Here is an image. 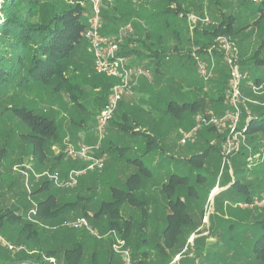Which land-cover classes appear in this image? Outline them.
I'll return each mask as SVG.
<instances>
[{
	"label": "rangeland",
	"instance_id": "374dc122",
	"mask_svg": "<svg viewBox=\"0 0 264 264\" xmlns=\"http://www.w3.org/2000/svg\"><path fill=\"white\" fill-rule=\"evenodd\" d=\"M121 1L65 0V4L71 7L79 4L84 9V12L87 13L89 23L97 11L100 13V18L102 24L104 22V25L108 22H114L117 24L118 20H120V13H136L139 4L140 6H144L145 4L144 2H141L142 0ZM145 1L149 2V0ZM57 2H60V0H57ZM177 2L183 9L182 14L185 16H177L172 12V15L168 19L175 21V23L178 22V28H172V31L174 32L177 29V36L178 38H181V43H183V50L179 51L182 55L181 59L183 58V64L179 65L175 71H172L178 80H182L183 76L188 79L189 85L192 86L194 90H190L184 85L181 86L182 83L180 81L175 82V84H172V89L177 96L172 102H177L179 104L185 103L184 100L190 103L197 102L201 106L200 110H198L196 116L186 113L185 117L183 116L182 118L172 115L171 113H166V117L164 116V119H161L163 123L161 120L159 122L160 130L141 128L142 131L139 134H134V132H130V134H128L129 132H121V134H117V124L120 122L117 118V111L109 124L106 137L102 141V147L99 151L101 152L100 155L104 156L103 172H92L93 175L92 173H89L88 175L90 176L80 180L81 183L78 187L68 191L62 190L56 193L58 200L60 201L59 203L63 200L77 203V198L81 196L86 200H81L82 203L78 205L79 209L69 214L63 212L56 218L45 222L41 219L35 218V216L30 219L28 211V213L24 214L25 218L28 222L39 227V241H41V244L38 245L37 242H35L29 247L20 245L16 242L17 231H15V228H11L12 230H9V232L8 230L5 232H8L7 236H4V233H1L0 237L2 239L4 237L5 241L13 247L15 252L26 251L28 253L27 255L32 256L38 254V251H41L39 246L44 247V245H48L49 248L45 247L44 250L50 249L61 251L62 256L63 251L66 248L71 247V244H67L66 241L75 237L77 241L81 239L86 244L83 264H91L93 251L98 253L97 258L101 264H124L122 254L115 252L114 245L121 239L125 241V244L122 245L123 247L120 251H123V249L128 251L135 264L136 261L134 260V255L138 256V253L136 252L133 255L132 248H135V246L134 244L133 246H129L123 235L127 223H131L134 226L138 225L141 211L127 203L123 204L121 219L117 222L119 227L116 229L110 227L109 217L101 216L99 209L103 201L115 199L112 195L113 187L124 189L125 182L129 180L130 176L137 174L136 170H139V166L143 164L146 169H150V174L148 180L142 181L140 178L139 181L134 182L137 187L134 191L137 199L136 201L139 204L142 199L141 192H137L139 186H142L143 188H141L145 189L146 194H150V196L152 191H155L158 194L157 203L154 204L152 208L146 207L148 214V220L145 223L147 243L145 246H142L139 251H145L147 256L146 258H141L140 255L138 256L140 260H143V264H264L254 258H251L250 260V257H248L252 251L250 247L251 245L253 246L254 243L250 244V240L253 239L248 235V229L243 228V224L230 226L228 221H224L222 212L225 213L227 211L224 208L220 209L222 208V204H219L220 202L224 203V201L222 202L219 199L216 201L218 184H224L222 180H224V182L227 180L233 185L235 180L244 181V178L247 177L249 173L261 172L264 176V163L259 164L258 166H253L252 162H250L251 159L256 161L255 155L259 152V147L256 148L255 151L253 150L254 148L250 143L252 136H245L243 143L239 146V151L233 153L226 164L223 162L222 153L217 150H212L208 154L204 164L203 173L207 175L204 181L198 180V169L195 168L194 165L179 158L174 152L178 146V142L181 140L179 131L183 130L185 133L190 132L195 127L194 124H198L200 118L210 114L217 115V113H215L216 110L211 106V98L215 97L218 92L217 88L220 83L218 79L223 75L221 72L225 74H227V72L228 74L230 73L228 65L225 64V61L221 56H218V54L211 57L204 55L203 57L195 51H199L203 44H205V48H212L216 38L212 39L210 35L204 38L201 33H204L207 29H210L213 26H218L220 23L219 20H221L222 15L225 13L226 17L230 16L236 18L235 23L233 24L234 32L233 35L230 36V39L238 52L239 71L242 75L247 76L248 78L246 83H244V85L242 84L243 86L241 88L243 95L241 99L243 114L240 127L243 128L251 117L258 115L261 111L263 112L264 106L261 105L263 99L260 95L252 92L250 84L257 79H262L261 81L264 83V0H177ZM65 4L63 2L59 3L58 7L66 6ZM175 5L173 6L174 8L176 7ZM115 6L116 10H114ZM159 10L161 11V9ZM109 25H106L107 28L104 26L107 29L106 31L110 29ZM121 26V28H118L119 32L117 34H114L113 32H111V34H114L113 36L116 37L122 36V49L126 46L129 48L128 44L132 43V41L127 43V40L131 37V33L128 31L126 32L124 28L125 22L121 21ZM172 31H165L162 34L164 45L177 43ZM237 31L243 32L247 34V36L241 40L240 37H237ZM122 32L123 34H120ZM243 35L244 34H242V36ZM148 39L149 38L146 35H144V38L142 37L143 42H140L139 45L136 46V48L138 47V53H148L144 46V42L148 45L151 44ZM241 47L244 48L243 52ZM129 50L131 49L129 48ZM82 52L84 53L79 55V58H84L86 67L90 69V75H88V81H85L87 83L84 85L83 96L80 98V103L82 104L80 109H77L69 102L68 95L56 94L52 91L41 92L39 90H34L33 92L30 91V93L28 91H10V95H15V92L18 93L19 98L14 97L17 102L36 105L38 109L43 111V113L51 118H55L60 126L61 142H56L50 145L51 148L48 150L47 164L44 168L41 167L39 169L41 171L52 170V172H60L62 169L66 171L73 166L80 165V163L65 159L64 151L68 144L67 142L73 146L85 144L93 153H98L95 149L98 139L94 135V128L97 116L102 109L99 100L106 101L111 92L104 94L102 87L100 86L101 82L93 78L97 72L94 69L93 56L89 53L88 48H83ZM194 52L197 55L193 54ZM189 53H191L193 57H189ZM199 56H202V60L209 66L208 71L210 75L206 81L201 78L197 66L198 62H196V57L199 58ZM75 57L78 58V55ZM142 66L147 67L149 65L146 63ZM229 79L230 75L228 81ZM142 81H145L144 78L139 81V86ZM186 85H188V83H186ZM263 90L264 88L260 91ZM125 101L127 102L128 100ZM222 105L223 108H228L227 101L222 103ZM162 109L163 105L161 104L157 107V112H162ZM162 116L163 112L161 113L160 118H162ZM152 119L154 121L158 118L154 117ZM203 128L198 132L201 139L198 141L197 137L194 139L192 138V140L184 147L179 148L178 155L182 154V156L184 155L185 157L190 158L204 150L205 147L207 149L209 144L221 149L224 142V134L218 132L216 128H212V131L206 129L209 127ZM111 129H113L112 132ZM158 132V141L163 140V138L169 139L171 141V148H167V151L163 148L162 152L159 147H157V149L155 147L154 151L146 156H142L141 151L144 153L143 143L148 140V135H152V137L154 135L157 136ZM255 135L261 137V134ZM255 135L253 137H256ZM149 138L152 139L151 137ZM263 140L260 141V143L263 142ZM196 142L197 144H195ZM134 146L137 148L136 150H134ZM244 153L246 155L242 156ZM118 154H122L125 161L128 159L131 161L133 160L127 168L131 174L127 180L124 178L127 177V173L123 172L124 169L121 168L120 160H116V163L112 160L115 159L113 156L115 157ZM20 155L22 160L21 162H18ZM23 162L32 163L33 166L36 167L35 161L28 154L20 151L14 154L8 164H6L1 170L5 175H11V181L15 179L17 180L18 177L16 175L17 173L14 171V167ZM57 162H60V164ZM54 165L57 167V170H55L56 168H54ZM173 175L187 177L188 180L182 187L175 189L171 188V190H169L172 195L171 197V195L169 196L166 194V186ZM262 182L264 183V180H262ZM31 189L33 192V187ZM236 190L237 188H233V190L220 197L222 200H229L227 208H231L230 210L234 211L233 214L242 218L246 216H249L250 218L256 213L259 216L264 215V207H239L238 205L240 203L246 202V197L249 193L244 191L240 193V191L237 190V192ZM235 192H237V197H230ZM13 194V192L10 193V196ZM253 195L254 192L251 191L249 196L252 198ZM166 196H168V199ZM178 196L184 201L187 213L192 220L191 223H194L197 228L190 229L191 224H188V227H184L183 234L180 236L178 243L172 249L166 246L163 232L169 225V221L166 219L167 215L173 213L171 208L167 205V200H169L170 197L172 202H175ZM27 198L32 202V204L29 202V207L26 208L29 210L33 208L34 204H37V202L33 196ZM148 198L150 197H146V199ZM84 201H87V203H84ZM140 205L143 206L145 204L141 202ZM219 205L220 208L217 210ZM83 208L86 211L85 214L82 212ZM26 209L20 207L17 211L25 213ZM209 218L212 219L213 224L214 221H216V224L211 228L208 226ZM76 219H85L87 221V227L83 226L76 231L64 228L66 227L64 225L65 221L71 222ZM259 230L261 233L262 231L264 233V226L260 227L258 230L255 228L254 234H257ZM50 232L54 233L50 234ZM47 233L49 234L47 235ZM240 235L241 238H239ZM260 235L261 234H259V236ZM217 236L218 238H223L222 241H220L221 239H218ZM231 237L235 240L226 242V239H230ZM61 239H63V241ZM158 244L160 246L159 248L164 250V253L159 251L157 248ZM202 251L204 252L202 253ZM231 252L234 253V255L229 254ZM203 255L207 258L204 259ZM202 257L203 259H201ZM52 260L55 262L56 259L46 258L45 262L50 263ZM55 264H58L57 261Z\"/></svg>",
	"mask_w": 264,
	"mask_h": 264
},
{
	"label": "trees",
	"instance_id": "16d2710c",
	"mask_svg": "<svg viewBox=\"0 0 264 264\" xmlns=\"http://www.w3.org/2000/svg\"><path fill=\"white\" fill-rule=\"evenodd\" d=\"M62 2L64 4L66 3L65 0H60V2H57V0H0V234L4 233V236H7L9 230L15 228V231H17L16 242L22 246L28 247L35 242H37L38 245L41 244V241H39V227L28 222L24 215L32 209H26L29 207V202H31V200L27 198L30 194L28 195V193H26L27 190L22 176L16 174L18 179L11 181V175H5L1 169L8 164L14 154L21 151L22 153L25 152V154H28L36 163L35 169L41 171L39 169L41 167L44 168L47 164L46 161L48 150L51 148L50 145L61 142V129L55 118H51L43 113L36 105L19 103L14 97L19 98L17 92L23 91H28L29 93L34 90H39L41 92L52 91L56 94L68 95L69 102L77 109H80L82 107L80 98L83 96L84 85L87 83L85 81H88V75H90V69L86 67L84 58H79V55L84 53L82 52L83 48H88V42L85 38V32L90 26L87 13L84 12V9L79 4L72 7L66 4V6L58 7L59 3ZM159 3L162 13L172 14L173 12L174 15L177 16L183 15V9L177 0H159ZM174 5L176 6L175 8L173 7ZM115 8L116 6L114 10H116ZM219 22L218 26L207 29V31L201 33V35L204 38L210 35L212 39L218 36H232L234 32L233 17L222 15ZM105 24L107 26L110 24V29L108 30L110 34L111 32L114 34L119 32L118 27L112 28L111 22ZM106 25H104L103 22L102 32L104 34L107 30ZM104 26H106V28ZM131 41L133 42L134 40L130 38L127 40V43ZM204 45L205 44L200 47L201 49L199 51H196L203 57L206 55V46ZM127 48L126 46L122 49L123 54L131 56L138 53L136 48L131 50ZM160 53L155 52V58L162 57L164 52L161 51ZM178 53L181 55L180 52ZM76 55H78V58L75 57ZM190 56L193 57L191 53H189V57ZM162 61L163 59L159 60L155 66L158 68ZM148 67L149 66H147V68ZM221 73L223 75L218 79L220 83L218 82L216 98L211 99L212 104L216 102V105H219V107L226 101L225 88L227 87L229 78L228 72L227 74ZM93 78L101 82L100 86L104 94L111 92V88L117 82L114 78L106 75H99L97 73ZM261 80L262 79H257L256 82H261ZM11 90L17 91L15 95H10ZM107 100H99L102 108L107 103ZM127 105L128 103L123 100L118 107L117 118L120 122L117 124V134H121V132H129L128 134L134 132V134H139L142 131L141 128L160 130V121L156 122V124L154 121L152 125L149 116L144 117L135 112L128 111ZM200 108L201 106L197 102L181 104L169 102L165 107L166 111L164 115H166V113H171L172 115L182 118L183 116L185 117L186 113H190V115L196 116ZM225 110L223 109V112L219 115L223 114ZM196 125L197 124H194L195 127ZM206 129L209 131L213 130L210 127ZM244 129L246 130V135L252 136L250 143L254 148L252 149L255 151L261 144L260 141L264 139V110L258 115L251 117L244 125ZM179 133L180 136H182V140L185 132L179 131ZM255 134H261V137ZM158 135L159 132L157 136L154 135L152 137V135H148V140H146V144L148 145L146 152L148 154L154 151L155 147L156 149L159 147L163 152V147H161L160 144L161 140L158 141ZM254 135L256 137H253ZM196 137L199 138V133H197L194 138ZM191 140L192 139L189 141ZM212 150L221 152L217 146L209 144L207 149L205 147L204 150L193 155L187 161L198 169L197 178L199 181H204L207 177V175L203 173V168L206 158ZM21 155L18 162L22 160ZM245 155V153L244 155L242 154V156ZM57 163L60 164V162ZM77 167L76 165L70 169ZM54 168L57 170L55 165ZM70 169L66 171L62 169L60 173L66 174ZM139 180V173H137L129 178L124 185V189L113 187L112 195L115 199L103 201L100 205L99 213L101 216L109 217L111 228L118 229L119 225L117 222L121 219L123 204L127 203L141 211L138 225L134 226L131 223H127L123 237L126 239L129 246H133L134 244L135 248H132L133 255L137 252L138 256L140 255L141 258H146V252L139 251V249L147 243L145 223L148 220L146 206L137 203L134 193L137 188L134 182ZM187 180V177L177 175L171 176L166 186V194L170 196L171 193L169 190H171V188L175 189L182 187ZM243 186L244 185L237 180L234 182L232 188H241ZM32 187L33 192L31 196H33L37 202V215L35 218L41 219L44 222L56 218L63 212L69 214L79 209L78 205L82 203L81 200H86L81 196L77 198V203L69 202V200H63L59 203L60 201L56 193L62 190L68 191L70 189H58L44 180L33 182ZM12 192L14 194L10 196ZM166 197L168 199V196ZM253 199L254 198L248 195L246 197V202H250ZM84 203H87V201H84ZM167 205L171 208L173 213L166 217L167 221H169V225L166 227L163 235L166 246L173 249L178 243L180 236L183 234L184 227H188L187 225L191 224L190 229H195L197 226L191 223L192 220L187 213L186 205L184 201L181 200L180 196L177 197L175 202H172L169 197ZM20 207L26 209L25 213L17 211ZM82 212L83 214L86 213L84 208ZM263 226L264 222L261 223L260 227ZM64 228L77 230L70 227ZM7 230L8 232L5 233ZM53 233L54 232H50V234ZM262 233L259 239L254 242L252 249L255 259L264 263V233ZM48 234L49 233H47V235ZM3 239L5 240L4 237ZM61 240L63 241V239ZM66 243L71 244V247L66 248L62 256L61 251L44 250L45 247L49 248L48 245H44V247L39 246L41 251H38L36 255L29 256L26 251L15 252L3 246L0 242V264H55L56 261L58 264H83L85 242L81 239L77 241L75 237H72L68 239ZM159 247L158 244L157 248L160 252L164 253V250ZM203 252L204 251H202V253ZM92 254L91 264H101L97 258L98 253L93 251ZM134 256V260L136 261L135 264H143V260H140L136 255ZM203 256L204 259L207 258L205 255ZM46 258H54L56 260L55 262L46 263ZM201 259H203V257Z\"/></svg>",
	"mask_w": 264,
	"mask_h": 264
},
{
	"label": "built area",
	"instance_id": "2783aa9c",
	"mask_svg": "<svg viewBox=\"0 0 264 264\" xmlns=\"http://www.w3.org/2000/svg\"><path fill=\"white\" fill-rule=\"evenodd\" d=\"M127 31V30H126ZM120 34H123L120 33ZM85 38L88 42V51L94 59V69L98 74L106 75L114 78L117 82L111 88L110 96L107 103L102 108L97 116L94 135L98 139L95 149L98 153H93L92 150L85 144L77 146L71 145L67 142L64 151L65 159L68 161L80 163L77 168H72L61 174L60 172H51L49 170L37 171L32 163H20L15 165L14 171L22 176L27 193H32V183L40 182L42 180L49 182L58 189H74L78 187L80 180L89 173L102 171L104 169V156L100 155L102 141L106 137L107 129L112 121L115 113L118 110L120 103L126 97H132L139 86V81L142 78L152 79L153 71L150 68L137 66L132 63V57L122 53L123 37L108 36L102 32V21L100 13L96 11L94 17L90 22V26L85 32ZM206 55L214 56L218 54L228 65L230 79L226 88V101L228 108L221 115L210 114L198 120V124L190 132L184 134L181 144L185 145L190 139L194 138L196 134L203 127L216 128L218 132L223 135V145L220 149L224 164L229 160L233 153L239 151V146L245 139V129L241 128L242 122V105L241 99L242 86L248 80L247 76L242 75L238 67L237 50L231 39L228 36H218L214 40L212 48H206ZM196 52V51H195ZM195 52L193 54H195ZM197 55V54H195ZM194 55V57H195ZM196 62L201 78L205 81L209 78L208 65L199 56L196 57ZM243 84V85H242ZM250 88L254 94L262 97L261 103L264 106V83L252 82ZM226 133V135H225ZM256 161L250 160L252 165L258 166L264 163V140L259 146V152L255 155ZM34 204V203H33ZM241 208H263L264 207V191L260 196L254 198L250 202L240 203ZM37 215V205L29 211V218ZM66 227L80 229L83 226L87 227L85 219H76L71 222H65ZM0 242L3 246L13 250L5 240L0 237ZM125 241L118 240L115 245V252L121 253L124 264H134L130 253L122 249ZM54 262V260H52Z\"/></svg>",
	"mask_w": 264,
	"mask_h": 264
},
{
	"label": "crops",
	"instance_id": "0c3cea01",
	"mask_svg": "<svg viewBox=\"0 0 264 264\" xmlns=\"http://www.w3.org/2000/svg\"><path fill=\"white\" fill-rule=\"evenodd\" d=\"M121 2H125V1H121ZM127 2H130V1H127ZM141 2H144L145 4H144V6L143 5L140 6V4H139V7H138L136 13H120V18H119L120 20H118L119 23L117 22V24H115L114 22H112L111 24L114 28H117V27L119 28L121 26V21L125 22L124 28H125V30H127L128 32L131 33L130 38H132V40H134L132 43L129 44L130 49H135L136 46H138L140 42H143L142 37L144 38V35L148 36V38H149L148 40L151 43L150 45H148L144 42V46H145L148 53L147 54L142 53V52L136 53L135 55H131L130 57H132V63L134 65L142 66V65H145L146 63H148V65H149L148 68H150L153 71V77H152V79H145L144 78L145 81L140 82V86L136 89L135 94L132 97H126L124 100H128L126 102V103H128V105H127L128 111L135 112L138 115L144 116V117L149 116L151 124L153 125L154 121L156 124V122L160 121L161 119L163 120L164 116L166 117V115H164V113L166 111L165 105H167V103H169V102H172L174 100V98L177 96L175 94V91H173V89H172V84H175V82L180 81L182 83L181 86L184 85L185 87H188L190 90H194V89L192 86L189 85L188 79L184 78V76H183V79H182L183 81L178 80V78H176V75H174V73L172 71V70L175 71L179 65L183 64V58L181 59L182 55H180L178 53L180 50H183L182 49L183 43H181V38H178V36H177L178 35L177 29L174 32L172 31V28L177 27L178 22L175 23V21L168 19L172 15L171 13H162L159 10V9H161V5L159 3V0H149V2L142 0ZM185 2H187V1H185ZM206 6H208V5H206ZM159 11H160V13H159ZM224 15H226V13ZM180 16H182V15H180ZM233 19H234V23H235L236 18L233 17ZM165 31H172L173 34L175 35L177 43L170 44V45L169 44L164 45L162 34ZM105 34L108 36L114 35V34H110L108 31H105ZM237 34H238L237 37H240L241 40H243L244 37L247 36V34H245L243 32H239V31H237ZM242 34H244V35L242 36ZM136 50H138V47L136 48ZM241 50L243 52L244 48L241 47ZM161 51L164 52L162 54V57H156L155 58L156 55H154V53L155 52L160 53ZM162 59H164V60L162 61L161 64H159V67L157 68L155 66V64H157V62L159 60H162ZM186 83H188V85H186ZM212 98H216V95H215V97H212ZM184 102L190 103V102H187L185 100H184ZM191 103H193V102H191ZM161 104L163 105V109H162L163 116H162V118H160L162 112H160V113L157 112V107H159V105H161ZM211 106L216 110L215 113H217V115L222 113L223 109L225 110V108H223V109L221 108V107H223V105L221 107H219V105H216V102L213 105L211 104ZM154 117H156L158 119L153 121L152 118H154ZM162 123H163V121H162ZM112 130L113 129H111V132H112ZM181 137L182 136H180V139H181ZM200 139H201V137L198 138V141ZM170 143H171V141L169 139L163 138V140H161L160 144H161V147H163L167 151V148L168 149L171 148ZM195 144H197V142ZM143 145H144V149H143L144 153L141 151V155L146 156V155H148V153L146 152L147 151L146 148L148 145L146 144V142H144ZM184 146L185 145H181L180 142H178V146L176 147V150L174 152L177 156H179V158L184 159V161L187 162L192 156L189 158V157H185L184 155L182 156V154L178 155L179 148L184 147ZM136 149L137 148L134 146V150H136ZM113 158H115V159H112L113 161H115V163H116V160H120L121 168L124 169L123 172L127 173V177H124L127 180L129 178V176L131 175L129 173V170H127V168L130 166V163L133 160L131 161L130 159H128L127 161H125L124 156H122V154H118L115 157L113 156ZM136 160H138V159H136ZM136 171H137V173H139V178H141L142 181L148 180L149 174H150L149 173L150 169L149 170L146 169L144 167V165L141 164V166H139V170H136ZM136 171H135V173H136ZM249 174L247 177L244 178V181L239 180L241 182V184L244 186L241 188H237V190L240 191V193L243 191L247 192V193H249L248 195H250V192L252 191V192H254V195L252 196V198H256V197L260 196L261 193L264 191V183L262 182V180H264L263 179L264 176L261 172L249 173ZM92 175H93V173H92ZM88 176H90V175H87L84 178H86ZM124 178H122V179H124ZM222 181L224 184H220V185L218 184V189L216 191L217 192L216 193L217 194L216 201H218V199H219L222 202L224 201V203L220 202L219 204H222V208H220V205H219L217 210L219 208L220 209L224 208L227 211L225 213L222 212V215L224 216L223 217L224 221H228L230 223V226H234L235 224H238V225L243 224V228L248 229V231H247L248 235L251 236L250 237L251 239H253V240H250V244L251 243L253 244L255 241H257L259 239V234H261L260 231L257 232V234H254V229L257 228V230H258L259 227L261 226V223L264 222V215L259 216L256 213L250 218H249V216L242 218V217H239L238 215L233 214L234 211H231L230 210L231 208L230 209L227 208L229 200L224 199V198H223L224 200L220 199V197H222L223 194H226L229 191L233 190V188H232L233 185H231L232 183L228 182L227 180H225V182H224V180H222ZM235 181H237V180H235ZM233 184H234V182H233ZM141 187L142 186H139V189L137 190V192H141V194H142L141 202H143L145 205H147L146 206L147 208H152L153 205L157 203V199H158L157 192L152 191L151 196H150V194H146L145 189H142L143 187L142 188ZM237 192L232 194L230 197H237ZM146 197H150V198L146 199ZM141 202H139V203H141ZM216 206H217V204H216ZM215 209H216V207H215ZM240 210H242V209H240ZM248 212H253V211H248ZM208 223H209L208 226L211 228L214 224H216V221H214V224H213L212 219L209 218ZM215 232H216V230H215ZM217 238H218V236H217ZM239 238H241V235ZM218 239H221L220 241H222L223 238L219 237ZM218 239H216V240L219 241ZM232 240H235V239H232V237H231L230 239H226V242L232 241ZM223 241H225V240H223ZM250 249H252V245H251ZM229 254L234 255V253H232V252ZM248 257H250V260H251V258L255 259L253 249L251 251V254Z\"/></svg>",
	"mask_w": 264,
	"mask_h": 264
}]
</instances>
